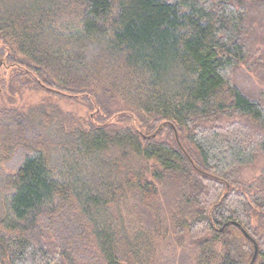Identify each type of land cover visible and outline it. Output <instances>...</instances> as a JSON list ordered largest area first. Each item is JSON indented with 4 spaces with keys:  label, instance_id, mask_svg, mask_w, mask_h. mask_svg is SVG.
Here are the masks:
<instances>
[{
    "label": "trees",
    "instance_id": "1",
    "mask_svg": "<svg viewBox=\"0 0 264 264\" xmlns=\"http://www.w3.org/2000/svg\"><path fill=\"white\" fill-rule=\"evenodd\" d=\"M254 23L264 29V0H0L9 65L93 97L103 115L117 97L158 130H87L53 104L1 109L0 264H139L151 241L127 234L114 198L126 184L151 206L155 182L194 204L188 228L201 260L241 264L228 240L240 227L264 264L252 227L264 216V179L233 189L238 169L264 153V91L250 96L233 80ZM224 114L246 123L216 122ZM162 130L169 140L159 142ZM216 238L215 257L206 249Z\"/></svg>",
    "mask_w": 264,
    "mask_h": 264
},
{
    "label": "rangeland",
    "instance_id": "2",
    "mask_svg": "<svg viewBox=\"0 0 264 264\" xmlns=\"http://www.w3.org/2000/svg\"><path fill=\"white\" fill-rule=\"evenodd\" d=\"M251 31L253 34L251 32L248 42L252 49L248 58L236 68L233 80L243 92L253 96V93L264 91V69L260 65L261 59H264V29L254 23ZM37 78L39 75L31 72L25 66L9 65L5 60V55L0 52V110L26 111L32 106L53 104L63 112L74 115L87 130L92 125H104L110 132L128 128L145 136L158 132L155 130L157 127H154L150 120L145 118L148 115L141 114L145 116L143 118L145 120L137 118L136 114L126 107V101H121L117 97L108 101L111 111L109 114L103 115L98 111L93 97L50 90L38 83ZM216 120L222 125L230 122L246 123L239 116L229 114L219 116ZM203 124L210 125L209 122H203ZM260 131L264 135V129ZM168 134V130H162L156 137L157 141L169 140ZM186 146L188 147V144ZM152 163L150 160L134 165L135 169L148 170ZM10 166L11 163L3 164L1 168L7 173H12ZM235 175L236 181L233 187L235 191L241 189L245 184L258 179L263 180L264 153L258 154L251 164L239 168ZM147 177L150 178L149 174ZM150 180L153 181L151 178ZM155 184L158 198L151 206H144L140 199H137L138 192L131 186L127 187L126 184L122 188V193L114 198V206H118L120 210L127 234L130 236L144 234L151 241V249L147 258L141 259L139 264H207L203 261L204 259L201 260L203 252L197 248L188 228L191 223L189 214L195 210L194 204L186 206L181 200H177L175 196L164 191L161 184L157 182ZM252 227L256 232L255 239L260 240L259 242H262L261 244L264 246V216L252 217ZM228 232V240L235 248V252L241 256V264H249L253 255L252 244L237 229L229 228ZM210 237L212 235H208V238ZM222 249L223 239L216 238L214 243L208 244L206 252L208 255L213 252L216 257L222 252ZM260 262L261 259H258L255 264H260ZM209 264H216V261L213 260Z\"/></svg>",
    "mask_w": 264,
    "mask_h": 264
},
{
    "label": "water",
    "instance_id": "3",
    "mask_svg": "<svg viewBox=\"0 0 264 264\" xmlns=\"http://www.w3.org/2000/svg\"><path fill=\"white\" fill-rule=\"evenodd\" d=\"M239 229H240L241 233L243 234V236H244L247 240H251V238L249 237V235H248L247 233H245V231H244L242 228L239 227ZM256 256H257V246H256V244L254 243V253H253L252 259H251V261H250L249 264H254L255 259H256Z\"/></svg>",
    "mask_w": 264,
    "mask_h": 264
}]
</instances>
